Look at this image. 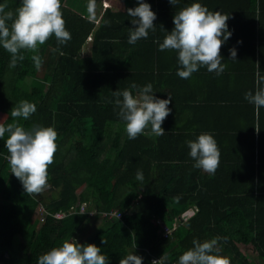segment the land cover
I'll use <instances>...</instances> for the list:
<instances>
[{"label": "trees", "instance_id": "16d2710c", "mask_svg": "<svg viewBox=\"0 0 264 264\" xmlns=\"http://www.w3.org/2000/svg\"><path fill=\"white\" fill-rule=\"evenodd\" d=\"M121 1L122 10H106L102 31L93 34L92 50L84 57L78 54L92 23L66 7L64 0L61 12L71 40L58 44L53 35L37 53L22 50L25 58L14 68L9 67L11 54L0 45V113L7 114L5 125L14 122L11 109L28 101L36 105L35 113L17 122L25 130L50 126L57 132L48 186L37 195L25 193L11 173L5 146L9 134L0 138V264H37L40 255L82 236L90 211L95 212L93 220L102 223L79 243L99 247L108 264H119L130 254L142 257V264L163 256L168 257L166 264H178L193 240L214 237L221 238L218 254L231 264H264V164L255 170L253 152L236 159L234 166L220 161L215 174L207 175L186 164L190 156L179 130L128 138L113 92L129 89L135 96L133 82L140 87L151 83L155 97L170 99L172 113L171 104L178 103L176 89L169 97L155 94L154 88L165 70L178 68L163 67V51L158 50L169 33L161 24L169 13L158 17L159 9L152 7L158 17L155 31L129 44L134 25L127 9L138 2ZM238 1L239 8L231 10L253 21L258 9L264 25V0L258 5L256 0ZM20 3L0 0L11 11ZM37 54L42 59L39 69L31 58ZM138 171L142 182L136 180ZM81 205L87 211L80 212ZM188 208L195 209L189 218L166 236L159 232L158 220L171 228L174 218ZM110 210L120 217L107 218L104 213ZM58 211L65 215L55 217Z\"/></svg>", "mask_w": 264, "mask_h": 264}, {"label": "clouds", "instance_id": "9594fccd", "mask_svg": "<svg viewBox=\"0 0 264 264\" xmlns=\"http://www.w3.org/2000/svg\"><path fill=\"white\" fill-rule=\"evenodd\" d=\"M172 5L177 0H169ZM94 3L89 5L92 12ZM7 4H0V45L11 54L10 68L24 60L22 50L38 52V46L43 45L53 35L58 44L71 40V34L65 28L61 12V0H21L20 6L14 11L6 10ZM127 14L134 25L129 34L128 43L134 44L140 39H146L149 30L155 31L156 14L145 0H138V6L128 8ZM90 19H95L94 15ZM228 14L220 11H209L206 6L194 2L182 8L173 16L174 27L159 43L160 51L175 50L178 53L180 68L177 75L188 79L207 66L209 72L217 75L225 71L222 63L221 47L230 36L227 26ZM230 57L235 60V48L229 49ZM32 60L37 69L42 65L41 57L33 55ZM259 68V64L257 65ZM256 90L248 91L244 98L253 104L258 111L264 107V75L259 71L255 80ZM136 89L134 96L129 89L114 91V103L119 111L117 115L124 122L129 139H135L141 134L162 136L163 121L170 114L168 107L170 99H159L153 95L152 84L140 87L136 83L130 85ZM122 97V100L120 99ZM36 105L28 101H20L17 107L10 111L12 123H0V138L5 140L8 150V163L11 173L21 182L25 193L37 195L48 186V166L54 162L57 151V132L53 127L34 126L31 130L17 122L16 118L27 120L35 113ZM7 120V118L5 119ZM150 126V131L145 132ZM259 131L258 129H256ZM190 157L195 160L194 167L214 175L220 164V151L213 136L201 133L196 140L187 141ZM142 172H137L136 180L142 182ZM220 237L200 242L193 240V247L179 256L178 264H231L229 258L219 255ZM225 241L226 237L223 238ZM102 243L106 241L102 240ZM167 256L152 259L151 264H166ZM37 264H108L107 255L94 244H81L74 238L65 240L61 246L40 255ZM119 264H142V257L130 254L121 259Z\"/></svg>", "mask_w": 264, "mask_h": 264}, {"label": "crops", "instance_id": "0c3cea01", "mask_svg": "<svg viewBox=\"0 0 264 264\" xmlns=\"http://www.w3.org/2000/svg\"><path fill=\"white\" fill-rule=\"evenodd\" d=\"M82 1V5L77 0L68 6L92 23L78 57H84L92 50L93 34H100L102 31L100 27L103 26L102 20L106 10L114 12L124 7L121 0ZM145 2L150 4L151 8L157 6L158 17L162 18L169 13L167 20L155 21V23L161 22L163 29L168 32L174 27L175 13L194 2L206 6L209 11H220L229 15L227 26L232 34L220 50L222 63L226 65L225 71L217 75L215 72H209L207 68L201 69L203 67L201 66L190 78L182 79L176 74V69H174L176 72L165 70L161 82L155 85L154 93L163 96L167 94L170 97L176 89L179 95L178 103L171 104L172 113L163 121L162 128L165 131L179 130L185 141V154L190 153L187 141L196 140L201 133H209L217 142L220 161H224L226 166L231 164L234 166L236 159L239 161L253 152L255 170L259 169L258 165L261 168L264 164V107L257 111L254 105L244 98L246 92L254 93L256 90L257 71L264 75V25L259 21L258 9L254 11V20L251 21L248 14L231 10L239 8L238 0H177L175 5L169 0H145ZM259 2L256 0V5ZM92 3L94 8L90 12L89 5ZM91 15L95 16L94 20L90 19ZM231 48L236 49L235 60L230 57ZM161 59L163 67L172 66L178 69L181 67L175 50H164ZM5 119H2L3 122ZM149 131L150 126L145 132ZM194 163L195 160L190 157L186 164L194 165ZM201 172L205 173L203 170ZM261 176L264 177L263 174Z\"/></svg>", "mask_w": 264, "mask_h": 264}, {"label": "built area", "instance_id": "2783aa9c", "mask_svg": "<svg viewBox=\"0 0 264 264\" xmlns=\"http://www.w3.org/2000/svg\"><path fill=\"white\" fill-rule=\"evenodd\" d=\"M8 159V157H7ZM41 210H43V208H41ZM79 211L80 212H85L87 211V208L86 206L84 205H81L79 207ZM195 209L194 208H189L187 210H185L184 212L181 213L180 216L178 217H175L174 218V225L173 227L171 228H168L163 222L159 221V224L161 225V230L159 232H161L164 236H166L168 233H170L172 230H174L177 226V224L179 223H182L183 221H185L187 218H189L193 213H194ZM91 212V211H90ZM89 213V212H88ZM65 215L64 212H61V211H58V212H55L54 213V216L57 217V218H61ZM104 215L107 217V218H112V217H117L119 218L120 217V213L114 211V210H110L109 212H105Z\"/></svg>", "mask_w": 264, "mask_h": 264}, {"label": "rangeland", "instance_id": "374dc122", "mask_svg": "<svg viewBox=\"0 0 264 264\" xmlns=\"http://www.w3.org/2000/svg\"><path fill=\"white\" fill-rule=\"evenodd\" d=\"M73 1L77 2V0H72V1H71V0H65L64 5H65L66 7H68V6L72 5V2H73ZM79 3L82 5L83 1H82V0H79ZM29 82H30V81H27L26 84L28 85ZM28 86H29V85H28ZM48 194H49V193L46 192V195H48ZM38 209L41 210V207H39ZM94 213H95L94 211L89 212V215H90L89 225L86 226L85 231L83 232V235H82V236L76 237L75 240H76L77 242H80L83 238H88V237L92 234L95 225H96V224H101V223H102V221H101V220L99 221L98 218H96L95 220H93ZM92 220H93V222H92ZM17 240L22 241L21 238H18Z\"/></svg>", "mask_w": 264, "mask_h": 264}, {"label": "water", "instance_id": "95a60500", "mask_svg": "<svg viewBox=\"0 0 264 264\" xmlns=\"http://www.w3.org/2000/svg\"><path fill=\"white\" fill-rule=\"evenodd\" d=\"M5 118H7V114L1 112V113H0V123H3V120H2V119H5Z\"/></svg>", "mask_w": 264, "mask_h": 264}]
</instances>
